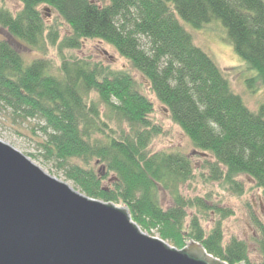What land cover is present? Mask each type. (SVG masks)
Returning <instances> with one entry per match:
<instances>
[{
  "label": "trees",
  "instance_id": "1",
  "mask_svg": "<svg viewBox=\"0 0 264 264\" xmlns=\"http://www.w3.org/2000/svg\"><path fill=\"white\" fill-rule=\"evenodd\" d=\"M18 1L22 10L16 14L0 8V27L11 38L0 42V108L13 120L44 123L46 158L82 194L127 207L142 231H156L178 250L195 241L222 262L252 264L244 241L225 243L221 221L209 232L202 225L204 214L224 219L231 212L182 195L181 188L196 177L192 158L151 151L163 129L134 75L64 52L78 51L86 41L113 47L147 80L199 156L208 157L207 181L241 197V178L247 177L264 195V108L255 113L246 107L180 22L200 29L221 21L235 52L264 84V1ZM43 7L68 26V35L61 37L58 25L49 24ZM23 44L32 50L42 51L47 44L58 49L57 72L45 58L26 64L18 48ZM161 192L171 195V207L162 206ZM254 224L259 264H264V221L254 219Z\"/></svg>",
  "mask_w": 264,
  "mask_h": 264
},
{
  "label": "water",
  "instance_id": "2",
  "mask_svg": "<svg viewBox=\"0 0 264 264\" xmlns=\"http://www.w3.org/2000/svg\"><path fill=\"white\" fill-rule=\"evenodd\" d=\"M0 264H227L195 241L146 234L127 207L94 200L0 141Z\"/></svg>",
  "mask_w": 264,
  "mask_h": 264
},
{
  "label": "rangeland",
  "instance_id": "3",
  "mask_svg": "<svg viewBox=\"0 0 264 264\" xmlns=\"http://www.w3.org/2000/svg\"><path fill=\"white\" fill-rule=\"evenodd\" d=\"M0 8L8 9L13 14H16L22 10V4L18 0H0ZM42 11L46 14L45 18L49 24L58 25L61 37L69 34L68 26L54 11H51L47 7H43ZM180 22L185 30L192 35L195 45L203 50L222 71L229 81L232 90L241 97L246 107L255 113L263 109L264 84L258 79V74L250 70L246 62L235 52L229 40L227 29L221 21H213L200 29L193 27L185 21L180 20ZM5 40H11V38L0 27V42ZM142 43L145 45L147 41L142 39ZM18 48L26 64H31L35 60L45 58L52 64L53 71L57 72L60 66V55L58 49L55 47L47 44L40 51L32 50L23 44L18 45ZM64 54L80 59L91 58L97 62H103L114 70L125 69L134 75L141 87L142 93L155 106L153 119L163 129V134L154 140L151 151L153 153H181L192 158L196 167V177L193 182L181 188L182 195L188 199L203 198L209 206H218L231 212V215L224 219L219 218L214 213H211L209 218L204 214L201 220L205 231L209 232L218 221H221L225 243H228L232 238L244 241L247 244L252 264H259L261 261L258 246L259 230L254 224V219L259 222L264 221V195L255 186V183L247 177L241 178L244 184V194L239 197L230 188L224 189L220 183L207 181L204 160L208 157L203 154L199 156L189 138L171 121L164 106L152 93L147 80L140 73L133 70L129 62L122 58L113 47L101 41H86L80 50L74 52L65 51ZM43 126L44 123L39 120L28 122L13 120L9 112L0 108V141L25 155L47 175L68 184L71 188L77 189L76 191L80 192L74 182L66 178L65 172L55 162L46 158L41 148V142L45 140L44 133L41 130ZM105 185L107 187L109 183H105ZM160 201L166 209L173 205L172 197L167 192L160 193ZM115 206L120 209L125 208L123 205ZM192 214L193 212L190 211L189 215L191 216ZM145 233L148 234L147 232ZM149 235L159 238V234L156 231H153Z\"/></svg>",
  "mask_w": 264,
  "mask_h": 264
}]
</instances>
